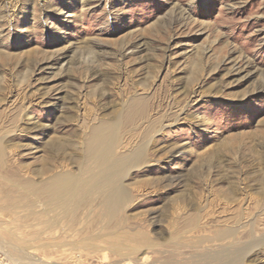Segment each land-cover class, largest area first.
<instances>
[{
  "label": "rangeland",
  "instance_id": "374dc122",
  "mask_svg": "<svg viewBox=\"0 0 264 264\" xmlns=\"http://www.w3.org/2000/svg\"><path fill=\"white\" fill-rule=\"evenodd\" d=\"M0 264H264V0H0Z\"/></svg>",
  "mask_w": 264,
  "mask_h": 264
},
{
  "label": "bare ground",
  "instance_id": "6f19581e",
  "mask_svg": "<svg viewBox=\"0 0 264 264\" xmlns=\"http://www.w3.org/2000/svg\"><path fill=\"white\" fill-rule=\"evenodd\" d=\"M104 140H108V138L107 137H106V139L103 138V140L100 139L94 146L88 148V152L86 153L87 154V159L86 160H91V163H90V166L89 167L102 166V167H104L103 168L104 171L103 172L100 171L99 172V175L97 174V176H92L93 175L92 174L91 175L92 177H90L89 180L84 181V186H83V190L84 191H90V190H92V186L94 184H101L100 187H101V190L102 191H105L107 187L108 188L112 187L111 182H110L111 181V179H110L111 177L105 176V175H109L108 173L109 172H112V170H111L110 161L107 158V154H106L107 153V146H108L107 144L109 142L104 144V142H102ZM82 172L87 173V171H85L84 168H83V171ZM90 181H91V183H89ZM106 195H107V191H106ZM112 199L113 198L110 197L109 200L110 201H113Z\"/></svg>",
  "mask_w": 264,
  "mask_h": 264
}]
</instances>
